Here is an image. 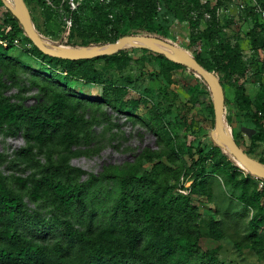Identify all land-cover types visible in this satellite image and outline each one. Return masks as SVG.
I'll return each mask as SVG.
<instances>
[{"label": "rangeland", "instance_id": "1", "mask_svg": "<svg viewBox=\"0 0 264 264\" xmlns=\"http://www.w3.org/2000/svg\"><path fill=\"white\" fill-rule=\"evenodd\" d=\"M7 1L14 9V2ZM41 2L43 7L28 2V9L41 36L54 45L84 49L102 45L95 39L116 42L122 37L115 33L132 36L129 31L141 29L164 36L209 67H215L213 53H221L224 44L238 49L243 70L225 82L224 131L242 153L264 164V140L251 122L254 113L264 115V46L257 18L239 10L237 0ZM9 23L0 3L2 30ZM208 25L214 31L212 44L205 34ZM30 49L0 54V106L31 115L20 129L0 126V186L23 203L17 213L0 203V231L3 224L14 223L46 244L65 245L70 241L64 223L83 231L87 213H92L93 227L102 229L110 224L112 206L122 192L132 195V203L136 197L142 202L151 188L160 187L168 197H187L188 204L175 209L171 228L177 230L183 221L202 234L199 249L190 257L184 254L187 264H264V181L230 156L237 167L234 178L211 161L198 171L200 177L186 175L197 149L209 151L214 144L213 100L201 75L168 64L156 52L132 48L110 60L99 56L75 65L74 71L91 74L85 79L75 75L65 87L42 74L43 62ZM211 73L219 81L221 72ZM53 97L57 112L49 110ZM68 119L70 135L63 130ZM49 161H63L81 173L45 177L40 171ZM90 176L97 180L90 183ZM71 188L82 193L83 213ZM242 190L252 206L239 198ZM143 224V218L136 221L139 228ZM205 251L215 259L204 257ZM76 253L72 245L71 255ZM129 264L140 263L130 259Z\"/></svg>", "mask_w": 264, "mask_h": 264}, {"label": "trees", "instance_id": "2", "mask_svg": "<svg viewBox=\"0 0 264 264\" xmlns=\"http://www.w3.org/2000/svg\"><path fill=\"white\" fill-rule=\"evenodd\" d=\"M11 1L13 2V0ZM23 1L27 7L28 2H34L43 7L41 0ZM149 1L151 5L155 4L154 0ZM256 1L264 7L263 0ZM0 3H2L1 0ZM68 8H70L69 5ZM6 11L9 15L10 23L8 30H2L0 27L1 55L13 52L18 47L30 45V50L33 51L34 56L43 62V66L40 68L42 74L53 77L59 86H70L72 79L76 77L75 75H79L84 79L88 78L89 74H91L90 72L74 71V67L83 62H94L97 57L71 61L43 54L28 39L23 27L12 13L8 9ZM243 12L252 14L257 18L258 25L256 28L261 35L262 46H264V29L258 16L250 5ZM31 17L35 24V18L32 14ZM140 30L132 29L128 35L138 36L143 34L174 45L164 36H155L151 33H143ZM37 32L41 36L38 29ZM205 34L210 44H212L214 31L211 25L206 27ZM116 36L124 37L127 34L115 33ZM15 40H18L20 44L16 45L14 43ZM94 41L95 44L102 45L115 42L114 39H107L105 42H100L97 39ZM116 56H103L100 58L110 60ZM157 57L172 66L196 73L183 65L169 61L160 54H157ZM194 59L209 72L213 70L221 72L222 75L219 76V83L223 89L224 103L226 104V79L231 75L239 74L243 70L240 51L229 43L224 44L221 47V53H213L215 67L207 66L198 57ZM58 109V99L57 97H53L49 104V110L57 112ZM29 117H31L30 112H25L20 108L16 109L8 104L0 106V126L6 123L12 129H20L24 122H28L27 119ZM34 122H37V120H34ZM251 122L259 128L256 134L257 137L264 140V115L254 113ZM38 124L41 128H44L41 122ZM29 126L34 128L30 123ZM63 130L66 135L71 134L70 119L64 121ZM228 157L229 155L215 144L212 145L209 151L198 148L197 158H191L186 175H193L196 178L200 177L201 175L198 171H203L207 162L211 161L215 169L228 174L230 178H234L237 167ZM258 161L262 163L261 160ZM40 173H43L46 177L50 174H79L81 172L78 169H71L63 161L57 164L49 161L46 166L42 167ZM95 180H97L95 176H90V183ZM243 190H245V187ZM243 190L239 198L246 206H252L253 203L247 200L243 194ZM71 191L74 200L78 204V208L83 213L84 207L81 191L74 188H71ZM131 199L132 195H127L125 192L120 194L112 206L110 224L102 229L93 227L92 213H87L88 221L83 231L74 230L70 224L64 223L67 231L66 236L70 241V243L65 245L58 241L46 244L38 237L39 235L30 236L28 233L18 229V226L14 223H5L2 225L0 231V264H129L130 259H134L140 264H187L189 259H186L184 254L189 256L192 250L199 249L198 243L202 234L185 227L183 221L177 224V230L171 228V225L175 224L176 221L175 209L178 210L182 204L187 205V197H184V199L168 197L165 190L156 187L150 189L149 195L142 202L139 201L138 197L135 198L133 203ZM0 203L16 213L20 212L23 206L22 199L18 195L13 194L2 186H0ZM139 218H143L144 224L142 228L136 226V221ZM213 232L217 240L221 239V233L217 232V229L215 230L214 227ZM72 245L77 248V253L74 256L71 255ZM206 252L203 254L204 257L208 256L210 260L215 259L213 255L209 254L210 252Z\"/></svg>", "mask_w": 264, "mask_h": 264}, {"label": "water", "instance_id": "3", "mask_svg": "<svg viewBox=\"0 0 264 264\" xmlns=\"http://www.w3.org/2000/svg\"><path fill=\"white\" fill-rule=\"evenodd\" d=\"M6 9H8L12 15L18 20L24 29L25 35L32 42V44L43 54L71 61L93 59L99 56H110L119 51L126 49H147L156 52L169 61L183 65L190 70L201 75L206 81L210 90L213 108L216 116L214 129L211 131V139L213 143L224 150L229 156L245 165H253L261 174L254 171L252 173L260 177L264 181V164L242 153L233 143L232 145L224 143L219 134L224 131V92L217 80V78L205 68H203L194 58L184 53L181 49L175 47L172 44L166 43L160 39L147 36H127L118 39L114 43H107L98 46H92L84 49H73L66 46L54 45L46 41L39 35L30 11L23 0H13L14 9L11 8L7 0H1ZM173 53L178 57H173L169 53ZM217 93L219 98L217 97ZM225 132V131H224ZM248 168V167H247ZM249 169V168H248Z\"/></svg>", "mask_w": 264, "mask_h": 264}, {"label": "built area", "instance_id": "4", "mask_svg": "<svg viewBox=\"0 0 264 264\" xmlns=\"http://www.w3.org/2000/svg\"><path fill=\"white\" fill-rule=\"evenodd\" d=\"M237 1H238L239 10L244 11L248 7L247 5L248 0H237ZM250 2H251L250 6L253 8L254 13L258 16L260 23L263 25V29H264V7L258 4L256 0H250ZM14 43L16 45L20 44L18 40H15Z\"/></svg>", "mask_w": 264, "mask_h": 264}, {"label": "bare ground", "instance_id": "5", "mask_svg": "<svg viewBox=\"0 0 264 264\" xmlns=\"http://www.w3.org/2000/svg\"><path fill=\"white\" fill-rule=\"evenodd\" d=\"M168 53H169V55H171L173 57H178L177 55H175L173 53H170V52H168ZM217 97L219 98L218 93H217ZM219 138L226 144H230V145L233 144L232 140H231V138H230V136H229V134L227 132L222 131L219 134ZM247 167L249 168V170L254 171V172L258 173V174H261L253 165H247Z\"/></svg>", "mask_w": 264, "mask_h": 264}]
</instances>
